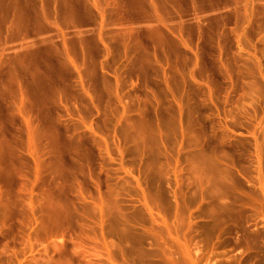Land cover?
I'll list each match as a JSON object with an SVG mask.
<instances>
[{"label":"rangeland","instance_id":"374dc122","mask_svg":"<svg viewBox=\"0 0 264 264\" xmlns=\"http://www.w3.org/2000/svg\"><path fill=\"white\" fill-rule=\"evenodd\" d=\"M122 1L0 0V264H264V0Z\"/></svg>","mask_w":264,"mask_h":264},{"label":"bare ground","instance_id":"6f19581e","mask_svg":"<svg viewBox=\"0 0 264 264\" xmlns=\"http://www.w3.org/2000/svg\"><path fill=\"white\" fill-rule=\"evenodd\" d=\"M114 6L118 9L119 8V0H114ZM126 6H129L131 11H129L130 14H128L126 17L128 20H146L151 21L153 20L155 14V0H123ZM123 1L120 2L121 6L123 5ZM79 3L84 6L86 9L90 8L89 4L87 3V0H79ZM91 4L94 7H99L100 9V15L103 17L104 15V9L99 6L98 0H92ZM42 5V4H41ZM40 15L46 16V12L44 7H40ZM65 51H67L65 49ZM68 58H70L69 55H67ZM52 87V86H51ZM47 89H50V86L46 87ZM24 126L22 130H18V133L12 134L13 141L17 144L23 143V146L25 150L27 151V154L30 156V158L33 161L34 164V173L37 175L40 171V164L42 162V150L38 146L39 139H50L48 135L45 136V134L42 133L40 127L38 125H35L31 122L30 119L27 117H24ZM58 139H63L66 143H70V140L66 139L64 136H54L52 137V142L57 143ZM15 146V145H14ZM15 149L17 147L15 146Z\"/></svg>","mask_w":264,"mask_h":264}]
</instances>
